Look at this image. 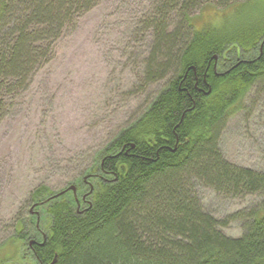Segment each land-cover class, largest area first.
<instances>
[{"label":"trees","instance_id":"trees-1","mask_svg":"<svg viewBox=\"0 0 264 264\" xmlns=\"http://www.w3.org/2000/svg\"><path fill=\"white\" fill-rule=\"evenodd\" d=\"M13 1L0 0V25ZM16 1L27 8L0 45V90L11 79L22 81L38 62L43 46L36 34L45 36L71 11L65 2ZM156 3L148 20L155 41L146 80L169 79L98 153L87 169L92 189L84 175L76 194L54 196L45 185L32 192L33 202H43L46 227L34 226L39 241L42 232L45 239L28 264H50L55 257L54 264H264V171L227 160L220 148L229 116L245 97L253 90L264 96V0ZM206 10L219 21H207ZM174 12L180 20L170 29ZM200 18L205 21L196 26ZM238 53L246 61L239 62ZM226 54L228 71L215 70ZM196 183L226 197L257 194L262 201L219 219L205 211ZM25 220H16V230L25 231ZM233 221L241 225L238 236L222 230Z\"/></svg>","mask_w":264,"mask_h":264},{"label":"rangeland","instance_id":"rangeland-1","mask_svg":"<svg viewBox=\"0 0 264 264\" xmlns=\"http://www.w3.org/2000/svg\"><path fill=\"white\" fill-rule=\"evenodd\" d=\"M157 1L44 0L54 5L65 2L71 11L47 27L46 37L42 30L36 34V44L43 46L38 62L22 81L11 79L0 90V260L16 264L18 257L21 263L32 262L28 238H33L37 227H46L43 202H33L32 192L42 185L57 192L54 196L74 192L72 187L87 174L98 153L165 86L168 76L146 80L155 41L148 20ZM26 8L16 0L10 3L1 18L0 45L16 30ZM193 14L199 16L201 11ZM203 14L207 21H219L210 11ZM168 19L173 29L180 16L174 12ZM220 148L227 160L264 171L263 95L251 91L242 107L229 116ZM88 176L92 189L93 179ZM196 192L205 211L219 219L262 201L257 194L226 197L200 183ZM37 204L38 214L33 212ZM21 217L26 218L24 232L21 227L16 230ZM222 230L230 236L242 232L236 221ZM21 232H27L28 238L21 240Z\"/></svg>","mask_w":264,"mask_h":264},{"label":"flooded vegetation","instance_id":"flooded-vegetation-1","mask_svg":"<svg viewBox=\"0 0 264 264\" xmlns=\"http://www.w3.org/2000/svg\"><path fill=\"white\" fill-rule=\"evenodd\" d=\"M263 43H264V40H263V42L261 43V46H260V54H262L263 53ZM228 56V54H226L225 56H224V58H223V60H222V63L220 64L218 61V59L216 60L217 62H216V65H215V70H217V69H221V71L220 72H226V71H228V69L229 68H225L226 66H228V63L230 62V64L232 63V61H230L231 59L230 58H228L227 57ZM241 53L239 54L238 53V56L236 57V59L237 60H239V62H240V60L241 61H246V59H243V58H241ZM238 62V63H239ZM225 68V69H224ZM86 176V175H85ZM95 176H97V174L95 175ZM86 179V178H85ZM89 183V182H88ZM90 184V183H89ZM75 194L77 193V189H76V191L74 192ZM86 195L87 194H85L84 196H83V198L85 199L86 198ZM37 206H40L39 204H37L36 206H35V208H34V210H33V212L35 211V213H37L38 211L36 210V208H37ZM38 214V213H37ZM38 235L35 233L34 235H33V238H28L29 239V242H28V247H29V251L30 252H32V253H35V246H37V245H43L44 244V239H45V235L42 233V240L41 241H39L38 239ZM30 239H32V240H30ZM26 256H28V255H26ZM9 264V263H8ZM11 264H13V263H11Z\"/></svg>","mask_w":264,"mask_h":264},{"label":"water","instance_id":"water-1","mask_svg":"<svg viewBox=\"0 0 264 264\" xmlns=\"http://www.w3.org/2000/svg\"><path fill=\"white\" fill-rule=\"evenodd\" d=\"M72 189L74 190V192L76 191V187L75 186H73ZM63 192H65V191H62L60 194H62ZM55 262H56V257L50 264H54Z\"/></svg>","mask_w":264,"mask_h":264}]
</instances>
